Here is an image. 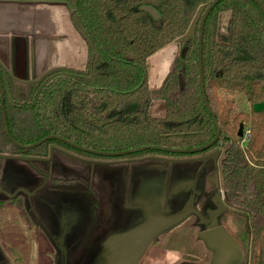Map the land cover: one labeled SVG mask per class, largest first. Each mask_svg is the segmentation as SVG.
I'll use <instances>...</instances> for the list:
<instances>
[{
  "label": "trees",
  "instance_id": "1",
  "mask_svg": "<svg viewBox=\"0 0 264 264\" xmlns=\"http://www.w3.org/2000/svg\"><path fill=\"white\" fill-rule=\"evenodd\" d=\"M43 1L67 4L70 23L85 44L86 61L83 69L54 68L26 86L17 84L0 65L6 121L17 142L30 143L51 133L67 109L80 113L74 120L97 122L75 129L89 138V144L104 150L149 145L186 149L213 138L215 128L199 90L196 44L198 23L211 0ZM259 1L264 5V0ZM142 6H152L160 19L141 11ZM223 12H231L230 36L216 40L218 15ZM194 18V35L180 44L184 55L178 57L176 71L166 75L158 90H149L148 59L186 34ZM202 47L207 102L219 124L220 138L233 153L219 170L240 213L231 215L235 225L231 232L248 259L264 232V110L253 108L264 103V14L252 0H221L205 21ZM60 89L92 91L67 95L86 100L93 96L96 102H55L53 126L45 128L49 113L41 111L52 105L49 99L54 95L48 91ZM155 99L166 103L163 118L149 114ZM86 111H91L87 117ZM241 123L250 129L246 140L237 137ZM6 147L12 146L0 110V151ZM7 257L11 264L20 263L13 250Z\"/></svg>",
  "mask_w": 264,
  "mask_h": 264
},
{
  "label": "flooded vegetation",
  "instance_id": "2",
  "mask_svg": "<svg viewBox=\"0 0 264 264\" xmlns=\"http://www.w3.org/2000/svg\"><path fill=\"white\" fill-rule=\"evenodd\" d=\"M72 28L79 35L75 28ZM224 28L225 25L220 27V32L222 34H225ZM34 40L35 39H25L24 41H17L13 44L14 46L11 45V68L9 71L4 68L8 75L17 84L22 86H26L41 77H37L38 49ZM185 50L183 51L185 52ZM181 52L182 51L180 49L178 57L184 55V53L182 52L181 54ZM178 57L173 70L168 67L167 75L176 71ZM2 64L3 62L0 59V65ZM157 64H159V62H157L156 65ZM83 67L69 68L80 70L83 69ZM179 74L180 73H178L177 76ZM60 78L65 79V77ZM147 86L149 90L155 91L160 88L161 84L156 85L157 87L151 88L147 72ZM182 90L177 89L178 92H181ZM48 92H52L54 95L53 98L49 99V102L52 105L47 106L46 109L41 111V113L44 114L49 113L47 121L44 122L45 128L53 126L50 118L53 117L52 111L55 106L54 104H56L55 102L61 103L63 101V103L68 102L69 104L72 102L73 104H76L77 102L86 100L85 98L81 99L77 96L70 97L71 95L68 96L67 93L83 94L89 92V94H93L92 91L87 90L66 89L49 90ZM173 95H176V92H174ZM90 99L93 100V102H96V99L93 96L89 97L86 101L88 102ZM123 101L125 102L126 98H123ZM159 103H162L165 115V101L162 99H155L151 101L149 105V114L154 118H161V116L155 115V110L153 111V105H158ZM78 108H80V106H78ZM88 113H91V111H86L84 114L85 117L88 116ZM164 115L162 114V116ZM1 116L3 119L5 135L10 142L5 130V127L8 129L6 114L3 118L1 111ZM78 117H80L79 112L71 113L70 110L67 109V113L61 116L62 120L59 121L57 126L59 129L55 127L51 133L45 134L43 137L30 143L21 144L17 142L9 132L10 136L17 143L23 146L33 144L45 137L52 136L54 138L48 139L40 145L30 149H21L10 142L12 147H6L4 150L0 151V154H6L7 152L9 159L5 161L3 166H1L0 185L6 193H10L13 196L11 199L0 201V214H3L6 211H13L18 215L20 221L24 223L27 221L29 225L34 226L35 229L40 231L44 238H46L48 244L52 248L51 253L55 256L54 248L49 243L45 234V222L41 220L39 216L44 197L49 193L54 192L87 194L91 203V219L85 227L84 233L79 236V240L77 241L74 249L69 253V258H75L81 249L90 245L103 223V219L100 216L98 208L100 197L103 199L106 196L117 194V192H121L123 187H125V202H127L131 179L133 180L139 173V175L142 174L143 177L147 170H151L156 174L155 169H163L168 166V181L172 177H180L183 182L186 181L187 178L192 179L193 184L187 185L192 191V194H190L189 197L195 196V194L197 195L196 191L200 188V192L198 194L199 196L196 198V201L192 205L191 209H188L185 221L176 229L180 228L179 234L183 238L185 237L186 240L190 239V244L192 239L193 243H197L201 246L202 257L195 261L180 259L174 264H205L206 202L208 200L210 201L213 196H216L215 193H217V191H220L222 192L220 194L221 202L226 208L223 216L221 217L222 223L227 215L231 217V215L240 214L237 211V205L229 199V191L226 190L219 174V170L223 167L224 162L232 157L233 153L230 150V146H226L221 138V142H219V140L216 141L209 149L191 154L167 153L160 150H143L114 156L105 155L106 153L124 152L130 149L146 146L115 151L104 150L96 147L95 143L89 144V138L82 136L83 132L76 130L75 128H82L83 124H97V122L83 123L82 121L74 120ZM203 145H205V143ZM196 147L199 146L186 149ZM215 153L217 154L214 155ZM211 154H213V158L208 156ZM205 157H208L206 161ZM166 160L169 162H166ZM166 190L168 191V186ZM223 192L226 194V198H224ZM1 197L5 198V195L2 194ZM187 197L188 196H185V198ZM225 228L231 235H233L226 226ZM173 231L161 235L157 241L153 242L152 245L157 244L162 238L171 234ZM0 248L7 256L8 251H10L12 247L10 249H5L0 241Z\"/></svg>",
  "mask_w": 264,
  "mask_h": 264
},
{
  "label": "water",
  "instance_id": "3",
  "mask_svg": "<svg viewBox=\"0 0 264 264\" xmlns=\"http://www.w3.org/2000/svg\"><path fill=\"white\" fill-rule=\"evenodd\" d=\"M220 1L211 0L209 2L197 26L198 83L202 101L211 116L215 128L213 138L205 145L192 149L146 146L124 152L106 153L105 155L114 156L143 150L191 154L209 149L218 140L221 142L219 124L207 102L205 94L202 64L204 24L209 13ZM252 1L264 14L262 2L259 0ZM21 7L28 9L21 10ZM58 7L67 8V4L62 1L0 0V38L2 37L0 45L3 44L1 49L2 51L4 50L5 54L3 56V52L0 50V59L3 62L2 66L6 70L9 71L11 68L8 64V41L11 40L13 45L16 43L15 38L18 36H30V38L46 36L44 35L47 33L45 16L41 11L49 8L56 9ZM139 9L149 14L155 20L160 19L159 12L152 6H142ZM220 27L218 22L216 40L223 36H226L228 40L231 31V12H229V18L224 28L225 34L220 32ZM8 31L11 32L8 33ZM176 60L177 57L169 66L171 70H173ZM167 73L164 74L163 79ZM41 74L43 73L39 72L37 75L40 76ZM177 77L181 90L183 85L182 76L179 74ZM0 106L4 118L5 111L1 80ZM243 129L244 126L241 123L237 130L238 138L243 137ZM5 130L10 142L21 149H30L48 139L54 138L52 136L45 137L33 144L23 146L10 136L7 127H5ZM212 155L208 156L213 158L214 156ZM207 158L205 157V161ZM6 160H9L7 152L6 154H0V169ZM166 162L169 161L166 160ZM167 168L168 166L163 169H155L156 174L151 170H147L143 177L139 173L133 180L131 179L127 202H125V187H123L121 192H117V194L106 196L103 199L100 197L98 208L103 223L90 245L81 249L75 258H69V253L74 249L79 236L84 233L85 227L91 219L90 199L84 193L54 192L46 195L43 199L39 216L45 222V234L49 243L54 248V264H139L153 242L157 241L161 235L178 228L185 221L188 209H191L196 198L199 196L200 188L196 191L197 195L189 197L192 191L187 185L193 184L191 178H187L183 182L180 177H172L168 181ZM167 186L168 191L166 190ZM221 193L217 191L215 193L216 196H213L210 201L206 202L205 250L209 253V261L205 264H245V253L242 245L226 230L221 221V217L226 210L221 202ZM2 194L5 195V198L1 197ZM185 196L188 197L185 198ZM223 196L226 198L224 192ZM12 197L0 185V201L8 200ZM245 225H247V221H245ZM0 264H11L1 248Z\"/></svg>",
  "mask_w": 264,
  "mask_h": 264
},
{
  "label": "rangeland",
  "instance_id": "4",
  "mask_svg": "<svg viewBox=\"0 0 264 264\" xmlns=\"http://www.w3.org/2000/svg\"><path fill=\"white\" fill-rule=\"evenodd\" d=\"M196 18L192 21L186 34L176 42L159 50L148 59L147 72L151 88L157 87L156 85L159 84L164 74L168 72V67L180 54V44L192 40ZM228 18L229 12L220 13L218 15L217 25L218 22L220 26L226 25ZM160 60L163 61L160 62ZM157 62L160 63L156 65ZM159 104L153 105V111L155 110V115L163 118L164 116H162V114L164 115V108L162 103ZM253 108L254 110H264V103L256 104ZM223 224L230 231L234 232L235 225L229 215L225 217ZM179 230L180 228L174 230L171 234L162 238L157 244L152 245L147 250L140 264H174L180 259H186L188 261L199 260V258L202 257L201 246L197 243H193L192 239L190 244V239L186 240L185 237L183 238L179 234ZM0 241L5 249H10L12 247L10 250L15 251V253L20 256L19 264L54 263V257L51 253L52 248L43 234L36 230L34 226L29 225L27 221H25V223L20 221L18 215L13 211H6L0 214ZM248 256L247 259L245 255V264H264V232L259 233L254 251ZM208 261L209 253L205 250V263H208Z\"/></svg>",
  "mask_w": 264,
  "mask_h": 264
},
{
  "label": "crops",
  "instance_id": "5",
  "mask_svg": "<svg viewBox=\"0 0 264 264\" xmlns=\"http://www.w3.org/2000/svg\"><path fill=\"white\" fill-rule=\"evenodd\" d=\"M20 9L26 10L28 8L21 7ZM41 13H44L45 16L44 19L46 22L47 33H45L44 35L46 36H41L37 38L35 37L30 38V36L29 37L18 36L15 38V42L24 41L25 39H29V40L35 39L34 42L35 44H37V49H38V60H37L38 73L39 72L45 73L54 68L63 67V66L82 68L86 60V47L85 44H83L84 42H82L81 38L74 31V29L70 24L68 9L66 7H58L56 9L49 8L44 11H41ZM6 17L8 16L6 15ZM10 32L11 31H8V33ZM0 39H2V37ZM8 43H9L8 44L9 51L7 50L9 52L8 64L11 66V59H10L11 58L10 52L12 45L11 40L8 41ZM2 45H0L1 51H2L1 49ZM2 55L5 56L4 52L2 53ZM162 80L163 78L159 82V85L161 84Z\"/></svg>",
  "mask_w": 264,
  "mask_h": 264
},
{
  "label": "built area",
  "instance_id": "6",
  "mask_svg": "<svg viewBox=\"0 0 264 264\" xmlns=\"http://www.w3.org/2000/svg\"><path fill=\"white\" fill-rule=\"evenodd\" d=\"M249 131H250L249 128L243 129V138H244V140L248 139Z\"/></svg>",
  "mask_w": 264,
  "mask_h": 264
}]
</instances>
